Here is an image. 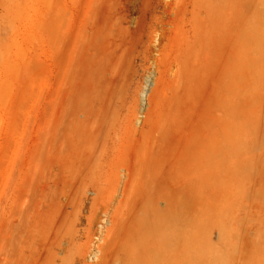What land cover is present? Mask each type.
I'll return each mask as SVG.
<instances>
[{
	"label": "rangeland",
	"instance_id": "374dc122",
	"mask_svg": "<svg viewBox=\"0 0 264 264\" xmlns=\"http://www.w3.org/2000/svg\"><path fill=\"white\" fill-rule=\"evenodd\" d=\"M0 264H264V0H0Z\"/></svg>",
	"mask_w": 264,
	"mask_h": 264
},
{
	"label": "bare ground",
	"instance_id": "6f19581e",
	"mask_svg": "<svg viewBox=\"0 0 264 264\" xmlns=\"http://www.w3.org/2000/svg\"><path fill=\"white\" fill-rule=\"evenodd\" d=\"M184 239L185 238H183V236H180L179 238H178V240H177V243H175L174 244V250L177 252V254L179 255L181 252H182V248H183V241H184ZM148 244H150L151 245V238H150V240H149V243ZM170 253L171 252H173V251H169ZM168 253V252H167ZM169 254V253H168ZM174 254H176V253H174ZM177 254H176V256H177ZM182 254V253H181ZM180 254V255H181ZM178 256V257H176V259H178V260H180V258H182L181 256ZM183 255V254H182ZM151 259V258H150ZM177 263H179V261L177 262Z\"/></svg>",
	"mask_w": 264,
	"mask_h": 264
}]
</instances>
